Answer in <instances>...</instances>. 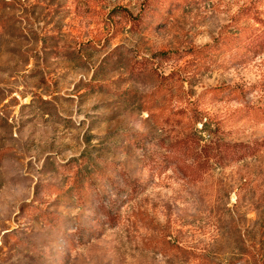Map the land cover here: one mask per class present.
<instances>
[{"label":"rangeland","instance_id":"374dc122","mask_svg":"<svg viewBox=\"0 0 264 264\" xmlns=\"http://www.w3.org/2000/svg\"><path fill=\"white\" fill-rule=\"evenodd\" d=\"M247 11L264 23V0H0V264H264V147L198 182L146 167L184 131L162 123L181 109L264 143V53L162 57L254 25ZM217 86L245 97L199 99Z\"/></svg>","mask_w":264,"mask_h":264},{"label":"trees","instance_id":"16d2710c","mask_svg":"<svg viewBox=\"0 0 264 264\" xmlns=\"http://www.w3.org/2000/svg\"><path fill=\"white\" fill-rule=\"evenodd\" d=\"M245 21L256 20L254 25H244L238 28L235 32L227 33L225 36H219L213 44L206 45L205 47L197 50H185L173 53L163 54L162 57L167 61L181 60L187 56L197 58L199 61H219L217 58H225L228 56V61L241 63L247 61L252 56H258L264 53V23L257 17L247 11L243 14ZM244 20V19H243ZM138 61V60H137ZM144 73H150L145 69ZM135 67L132 68L131 74H136L140 70ZM159 87L158 89H160ZM157 89V90H158ZM156 92V91H155ZM209 98L212 101H232L239 100L245 97L244 90H236L230 86H217L207 89L200 97ZM255 112V111H254ZM264 118V111H262ZM202 121L197 117V113L194 110L191 112L187 109H181L175 114H167L162 122L166 127H173L179 125L182 127V133L179 137L173 140L167 152L163 155L161 160L156 161L148 157L146 167H149L151 173L163 174L171 166L180 168L187 178H191L193 181H200L213 167L226 166L232 163L240 162L247 158L257 156L261 149L264 147L263 142L254 141L251 143H232L224 139H220L216 136L215 132L205 127L202 130H197L196 125ZM204 136L208 138L205 139ZM146 135L137 134L136 138L125 137L124 142L126 147L123 149V154L132 156L133 148L140 144L146 143ZM163 148L166 146V142H163ZM102 171L113 170L112 164L100 160ZM103 172H97V176L102 180L105 179ZM126 171L121 169L119 175L124 179L126 186H133L132 181L126 175ZM91 180V177L85 176L80 179L82 183L79 184L78 191L84 195L83 188L86 187ZM102 182V181H101ZM134 190H136L134 188ZM102 213L105 214L109 224L115 226L117 222V215L107 208L102 209Z\"/></svg>","mask_w":264,"mask_h":264}]
</instances>
